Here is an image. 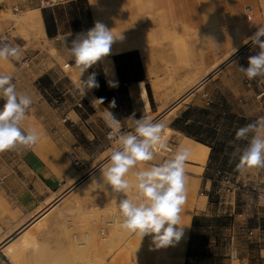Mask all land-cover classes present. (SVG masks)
Returning a JSON list of instances; mask_svg holds the SVG:
<instances>
[{"label": "crops", "instance_id": "obj_1", "mask_svg": "<svg viewBox=\"0 0 264 264\" xmlns=\"http://www.w3.org/2000/svg\"><path fill=\"white\" fill-rule=\"evenodd\" d=\"M82 2L87 6V12L73 18L69 31H64V21L57 8L64 3L76 6ZM15 6L19 8L18 12L13 10ZM0 8L11 9L14 13L39 11L43 15L45 35L50 39L89 30L97 21L107 27L117 22L139 25V32L132 38L135 44L116 49L112 54L115 68L113 78L101 61L89 68L90 74L96 73L98 87L88 90L82 97L73 82V91L65 94L57 105V124L49 123L45 127V133L49 135L45 141L50 143L47 152L34 146L23 149L12 162H0V212L4 213L2 206L5 218L11 222L27 220L60 195L65 194L61 198L63 201L70 199L74 191L66 192L71 179L88 172L108 156L115 146V139H108L110 129L102 119L101 112L109 109L113 100L116 106L109 110L121 121V133L133 132L135 119L143 116L154 123L163 124L172 132L170 138L175 143L176 151L183 147L189 149L186 165L198 167L196 171L203 174V179H207L205 171L210 161L211 146L216 140L212 134L219 137L222 133L230 134L236 126L235 122L231 126L226 116L237 111H222L226 100L211 94L217 83L225 80L234 94L235 102L239 100L244 107L243 115H253L248 89L243 80L240 82L236 78L237 68L245 67L244 61H247L249 54L246 52L242 53V58L235 57L244 46L234 54L231 52L239 44L243 45L239 42L264 25V0H1ZM45 11L54 17L56 27H52L53 35L48 33ZM212 21L227 27L226 42L216 50H207L205 46L196 49L193 44L195 35L217 32L216 24L214 27L208 26ZM224 28L222 26L221 31ZM261 39L264 40V37ZM178 40H187L188 44H192L190 54L195 57L183 67L174 65L165 69L155 60V56L178 53L174 45ZM249 49L250 53L259 50L253 45ZM212 54L220 57L211 58L207 63V56ZM109 82L114 86H109ZM141 82H144L147 92V85H150V110L143 101ZM101 99L102 104L94 101ZM227 101L230 103V100ZM194 107L207 111L192 109L185 113ZM194 133L207 140L199 141ZM20 150L18 147L13 151ZM206 189L209 190V186ZM201 195H205L206 200L204 207H197L195 213L199 227L204 226L203 220L209 215V193ZM59 204L57 201L49 208ZM7 260L0 257V264H8Z\"/></svg>", "mask_w": 264, "mask_h": 264}, {"label": "rangeland", "instance_id": "obj_2", "mask_svg": "<svg viewBox=\"0 0 264 264\" xmlns=\"http://www.w3.org/2000/svg\"><path fill=\"white\" fill-rule=\"evenodd\" d=\"M83 12H87V6L83 2L76 6L64 3L57 8V13L64 21V31H69V23L73 18L79 17V14H84ZM30 15L31 12L14 13L11 9L0 8V40L18 46L21 51L19 60L0 61V73L11 75L17 91L31 96L33 103L24 121L31 123V129L39 133L40 139L35 146L47 152L50 143L45 141L49 139L45 127L49 123L57 124V105L65 94L73 91V82L76 83L80 79L75 78L78 69L69 56L66 45L70 46L79 33L88 30L50 39L46 33L40 32L37 26L25 23L26 26L25 21L20 23V20L27 19ZM215 24L216 33L210 31L201 36L195 35L193 44L196 49L205 46L207 50H216L224 45L228 35L227 27L213 21L209 22L208 26L214 27ZM222 26L225 27L224 31H221ZM218 42L220 43L215 45ZM239 43H243L244 47L234 55L236 58H242V53L247 52L250 57L259 52H249L252 45L250 41ZM174 45L178 53L155 56V60L165 69L174 65L177 68L183 67L190 64L195 57L190 54L192 44H188L187 40H178ZM219 57L216 54L207 56V63L209 59ZM249 57L244 61V68L248 67ZM236 74L237 80H243L248 89L252 116L243 115L244 107L239 100L235 102L234 94L225 80L219 81L211 94L222 96L226 100L222 106L223 110H236L239 116L250 118L251 123L264 116V78L250 80L251 85H248L247 78H243L244 74L240 69L237 68ZM43 76L46 79L41 82L40 78ZM227 100H230V103ZM3 103L4 101L0 100V107ZM161 135L169 139L172 132L165 127ZM246 144L247 141H227V152H224V155H229L226 160L228 164L238 162V156H233L235 147L238 145L242 148ZM13 150L0 152V162L16 160L23 149ZM175 152L176 149L168 154L155 152L154 160L145 162L143 168L170 159ZM107 160L108 156L102 158L98 165L88 172L71 179L66 192L68 194L75 191L77 185L90 176L92 186L89 188V202L70 213L65 211L69 199L63 202L61 200L65 194L55 199L60 202L58 206L49 208L57 202L54 200V203L47 204L41 212L23 222L7 220L1 206L4 213L0 212V257L7 258L8 264H151L153 254L150 250V236H145L140 241L136 235L120 228L121 218L116 203L122 195L118 196L115 202L110 188L109 194L106 195L93 183V180L102 182L99 173ZM228 166L222 167L219 163H213L205 171L207 179H203V174L196 171L198 167L186 165V178L193 179L195 185L197 184L194 190L196 201L205 196L201 195L202 193H209V215L203 220L204 226L199 227L198 217H195L197 206L195 207L184 264H264V201L260 199L264 196V169L253 168L244 173H233L229 171ZM219 169L222 170L219 172ZM126 178L134 180L133 173L130 172ZM208 186L209 190L206 189ZM75 200H78V196L72 201ZM36 218L40 219L33 223ZM108 221H111V224H106ZM29 224H32L30 228ZM24 231L29 236L21 238ZM233 247L239 250L237 259L231 257Z\"/></svg>", "mask_w": 264, "mask_h": 264}, {"label": "clouds", "instance_id": "obj_3", "mask_svg": "<svg viewBox=\"0 0 264 264\" xmlns=\"http://www.w3.org/2000/svg\"><path fill=\"white\" fill-rule=\"evenodd\" d=\"M262 37L264 25L259 26L252 36L244 40V43L250 41L254 47L259 48L256 55L248 58V67H240L248 80L264 78ZM121 38L114 34L113 29L97 21L87 32L78 34L70 46L66 45L68 54L80 73L75 87L82 97L88 90L99 85L95 72L86 80H82L81 76L103 61L110 54L113 43ZM20 57L18 46L0 40V61L19 60ZM109 86L114 85L109 82ZM140 87L143 88V82ZM0 100L4 101L0 107V152L18 147L25 150L33 148L40 139L39 133L22 127L26 113L33 103L31 96L17 91L11 75L0 73ZM94 101L103 103L102 99ZM115 106L113 100L109 109ZM109 109L102 111L101 117L111 129L108 139H115V146L111 148L107 162L100 169L102 182L93 180V183L106 195L110 188L115 202L122 195L123 198L116 203L122 230L136 235L140 241L145 236H150V250L174 246L184 234L181 212L187 198L185 169L189 149L180 148L170 159L143 168L145 162L154 160L157 149L166 148V143L161 139L164 125L143 116L135 119L133 132L121 133V121ZM235 141H247L242 148L237 145L233 152L234 157L238 156L235 165L237 172L244 173L253 168L264 169V116L238 128ZM134 169L136 170L133 172ZM130 172L134 176L131 181L126 178ZM260 199L264 201V196Z\"/></svg>", "mask_w": 264, "mask_h": 264}, {"label": "bare ground", "instance_id": "obj_4", "mask_svg": "<svg viewBox=\"0 0 264 264\" xmlns=\"http://www.w3.org/2000/svg\"><path fill=\"white\" fill-rule=\"evenodd\" d=\"M41 14H40L39 11H32L31 15L29 16V18H27V19L25 18L24 20H20V23H21V21H25L24 24L25 23L33 24V25L37 26V28L40 30V32L45 33V27H44L43 18H42L43 15H41ZM21 17L24 18L25 16L24 17L21 16ZM16 23H17V21H16ZM107 28L113 29V32H114V34L116 36H118V37L121 36L122 37L121 39H118L116 42L113 43L110 54L107 57H105L104 60H103V63L105 65L106 69H107L108 74L110 75L111 78H113L114 77V69L115 68H114V62H113V59H112V54L115 52L116 49H120V48H123L125 46H131V45L135 44V42H134V40H132V38H133V36L136 33L139 32V25L138 26H134L131 23H127V22H117L116 24L112 25L111 27H107ZM76 37H75V39H76ZM137 41H139V40H137ZM243 46L244 45H239L238 47H236L235 48L236 49L235 52H238V50L240 48H242ZM126 50H127V48H126ZM235 52H234V50H232L231 53L234 54ZM211 71L209 70V72H211ZM209 72H208V74H209ZM89 75H90V71L88 69L85 73H83V75L81 76V79L82 80H86ZM75 78L76 79L80 78L79 70H78V73L76 74ZM200 82H201V80L198 83H200ZM140 85H141V83H140ZM141 90H142L143 101L145 103V106H146L147 110H150L151 109V104H150L148 92L146 90L144 82H143V88ZM22 125H23V127L27 128V129L31 128V123H29L28 121H23ZM100 174H101V171H100L99 175ZM90 180H91V176H90V178L84 179V181H81V183H79V185L77 187L78 190L75 189V191L72 194L74 196L70 197L69 201L67 200L68 201V205H67L65 211L70 213L75 208H79L80 205L85 206L86 203L89 202V200H90L89 199V188L92 186L91 185L92 181H90ZM186 181H187V183H186L187 198H186L185 204L183 205V210L181 212V217H182L181 223H182V225L185 226L184 227V234H183L182 238L180 239V241L177 242L174 246H170V247L162 248V249H158V250H151V252L153 254V257H152L153 261L151 262V264H184L185 256H186V250H187V244H188V240H189V236H190V230H191V225H192V219H193V216H194V213H195V207L196 206L199 207V208L204 207L205 198H206L205 196H203V197H200L196 201V198H195L196 195L194 193L195 192L194 190H196L195 188L197 187L196 186L197 184L195 185L194 180L191 179V178H186ZM196 194H197V192H196ZM76 196H78V200L72 201ZM66 198H68V197L66 196ZM79 199H81V201ZM55 201H57V200H55ZM40 218H36L32 222L34 223ZM32 224H29L28 228H30ZM106 224H111V221L106 222ZM18 230H19V228H18ZM25 231L22 233L23 235L21 236V238H26V236L28 235V233L25 234ZM149 239L151 241V237Z\"/></svg>", "mask_w": 264, "mask_h": 264}, {"label": "trees", "instance_id": "obj_5", "mask_svg": "<svg viewBox=\"0 0 264 264\" xmlns=\"http://www.w3.org/2000/svg\"><path fill=\"white\" fill-rule=\"evenodd\" d=\"M70 5V4H69ZM45 19L47 20V30L49 35H53V31H52V27H56V23L54 21V17L53 16H49L47 14V12L45 11ZM46 79V77H41L40 81H44ZM148 87V92L150 94V97L152 98V94H151V89H150V85H147ZM195 110V111H200V112H206L207 110L205 108H198V107H194L191 108L187 111H185V113L191 110ZM222 111H224L223 109H221ZM228 111V110H227ZM230 121L231 126L233 125V123H236V126L234 128V130L230 133V134H226V133H222L221 136L219 137V135L217 134H212V137H216L215 143L214 145H212V151L210 154V161L208 162V168L211 167L213 165V163H219L220 166L222 167H226V165L228 166L229 171L236 173L237 171L235 170V165L237 162H230V164H228V162L226 161L228 159L229 155H224V152H227V147H226V143L229 140V142H236L235 141V132L238 128L245 126L246 124L250 123L251 119L250 118H245L243 116H239V114L237 113H231L229 115L226 116ZM246 122V123H245ZM245 123V124H244ZM195 136L196 139H198L199 141H203L205 142L207 140L206 137L204 136H200L199 134L194 133L193 134ZM240 142V141H239ZM223 158V160H222ZM218 165V164H217ZM222 169H219V172ZM198 220V218H197ZM195 224H196V218H195ZM190 253V251L188 252V254Z\"/></svg>", "mask_w": 264, "mask_h": 264}, {"label": "built area", "instance_id": "obj_6", "mask_svg": "<svg viewBox=\"0 0 264 264\" xmlns=\"http://www.w3.org/2000/svg\"><path fill=\"white\" fill-rule=\"evenodd\" d=\"M13 10L15 12H18L19 11V8L18 7H13ZM248 11L250 13V8H248ZM247 84L248 85H251V81L247 79ZM79 105H81V103H79ZM111 131V129L107 132V135L108 133ZM161 139L166 143V148L165 149H157L156 152H161V153H164V154H168V153H172L175 149V143L173 140H171V138L167 139V138H164V135H161ZM72 158L75 159V156L74 154L71 155ZM75 162L77 163V160L75 159ZM0 181H1V176H0ZM241 215V214H240ZM231 257L233 259H237L239 257V250L237 247H233L232 250H231Z\"/></svg>", "mask_w": 264, "mask_h": 264}]
</instances>
